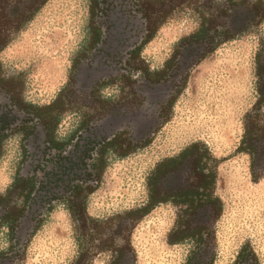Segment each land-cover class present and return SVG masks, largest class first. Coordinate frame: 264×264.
Listing matches in <instances>:
<instances>
[{
    "label": "rangeland",
    "instance_id": "374dc122",
    "mask_svg": "<svg viewBox=\"0 0 264 264\" xmlns=\"http://www.w3.org/2000/svg\"><path fill=\"white\" fill-rule=\"evenodd\" d=\"M199 0H167L161 9L170 17L158 26L142 55L160 65L173 43L199 21ZM87 0H47L34 17L0 53L5 76L20 75L19 96L47 104L70 81V68L85 34ZM264 20L238 38L221 43L191 70L173 103L170 118L158 126L150 141L125 157L112 152L98 184L88 193L87 212L104 217L142 202L145 178L160 158L176 153L193 140H203L216 157H226L217 167L216 192L223 211L213 225L214 240L207 256H194L189 264H233L243 243H249L259 264H264V177L253 183L249 158L234 154L242 133L243 115L255 100V54ZM71 83V82H70ZM73 84L65 92L64 117L90 108L91 100L76 96ZM78 95V94H77ZM14 148L0 157V182L12 172ZM177 207L160 204L131 232L133 264H187L191 244L169 245L166 234L173 226ZM77 253L69 210L56 207L37 228L17 264H70ZM101 253L92 264H106ZM199 259L201 261H199ZM133 260V261H132Z\"/></svg>",
    "mask_w": 264,
    "mask_h": 264
},
{
    "label": "flooded vegetation",
    "instance_id": "af4514ba",
    "mask_svg": "<svg viewBox=\"0 0 264 264\" xmlns=\"http://www.w3.org/2000/svg\"><path fill=\"white\" fill-rule=\"evenodd\" d=\"M166 1L87 0L85 34L70 68L76 96L92 101L87 111L58 118L0 90V157L14 148L12 172L0 182V264H17L56 207L86 202L114 148L146 145L215 31L245 33L254 15L248 0H199L197 25L153 66L142 50ZM205 25L212 26L200 37Z\"/></svg>",
    "mask_w": 264,
    "mask_h": 264
},
{
    "label": "trees",
    "instance_id": "16d2710c",
    "mask_svg": "<svg viewBox=\"0 0 264 264\" xmlns=\"http://www.w3.org/2000/svg\"><path fill=\"white\" fill-rule=\"evenodd\" d=\"M45 1L0 0V53L34 17ZM247 7L254 11L247 25L249 29L245 33L232 31L229 27H223L219 32L216 30V39L202 58L213 52L221 43L248 33L264 20L263 0H248ZM171 9L172 7H169L154 26L149 39L154 36L158 26L167 16H170ZM204 22L208 23L210 19H205ZM211 26L205 25L203 30L199 31L200 37H203V33ZM254 75L255 100L243 115L242 133L234 154L248 155L250 179L257 183L264 177V35L259 36ZM22 85L23 79L20 75L5 76L0 60V90L12 94L18 92V87ZM70 86L68 81L51 102L39 105V108L52 110L59 118L66 110L63 96ZM184 87L185 83L178 95ZM26 104L37 107L31 102ZM172 106L164 121L170 118ZM114 149L119 157H125L133 151L121 147ZM225 158L214 156L203 140H193L176 153L164 156L153 164L145 178L146 196L139 204L104 217L90 215L85 202L71 204L68 210L77 253L70 264H92L101 253L110 255L106 264H133L130 261L134 256L131 232L136 224L160 204H172L177 207L175 222L166 234L167 244L190 243L192 248L187 264L196 255L202 257V260L203 256H207V246L214 240L213 225L223 211V202L216 192V178L217 167ZM212 261V257L208 256L207 261L203 263L212 264ZM233 264H259L249 243L241 245Z\"/></svg>",
    "mask_w": 264,
    "mask_h": 264
}]
</instances>
